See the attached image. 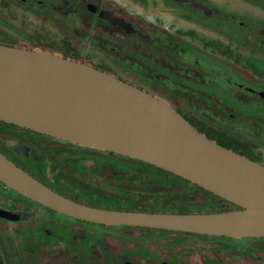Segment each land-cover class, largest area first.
Instances as JSON below:
<instances>
[{"label":"flooded vegetation","instance_id":"af4514ba","mask_svg":"<svg viewBox=\"0 0 264 264\" xmlns=\"http://www.w3.org/2000/svg\"><path fill=\"white\" fill-rule=\"evenodd\" d=\"M243 1L263 16L226 13L219 0H0V45L58 54L111 75L264 167V2ZM0 153L59 196L94 209L240 210L149 163L3 121ZM0 264H264V237L88 222L0 182Z\"/></svg>","mask_w":264,"mask_h":264},{"label":"water","instance_id":"95a60500","mask_svg":"<svg viewBox=\"0 0 264 264\" xmlns=\"http://www.w3.org/2000/svg\"><path fill=\"white\" fill-rule=\"evenodd\" d=\"M0 121L141 160L240 210L202 215L99 210L46 188L0 153V182L88 222L229 238L264 237V167L199 134L163 100L91 66L0 45Z\"/></svg>","mask_w":264,"mask_h":264},{"label":"rangeland","instance_id":"374dc122","mask_svg":"<svg viewBox=\"0 0 264 264\" xmlns=\"http://www.w3.org/2000/svg\"><path fill=\"white\" fill-rule=\"evenodd\" d=\"M220 1V5L222 7V9L226 12V13H232V15L237 14H242L241 12H235V11H239L241 10L242 12L246 13L247 11H249L250 14H253L255 16H259L262 17L263 15H261L260 12L250 9L249 7H247L245 4V1L243 0H219ZM257 4H263L264 0H256ZM243 9V10H242ZM250 9V10H249ZM255 16H246L248 19L252 21L254 20ZM263 21V23L261 22ZM261 22V24H263L262 26H264V18L261 19L259 21V23Z\"/></svg>","mask_w":264,"mask_h":264},{"label":"trees","instance_id":"16d2710c","mask_svg":"<svg viewBox=\"0 0 264 264\" xmlns=\"http://www.w3.org/2000/svg\"><path fill=\"white\" fill-rule=\"evenodd\" d=\"M162 173H164V172H162ZM161 184H163V182H161L159 185H161ZM159 206H160V204H159ZM159 206H156V207H158V208H161L162 207V206L161 207H159Z\"/></svg>","mask_w":264,"mask_h":264}]
</instances>
